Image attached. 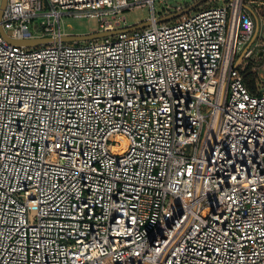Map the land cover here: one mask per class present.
I'll list each match as a JSON object with an SVG mask.
<instances>
[{
    "label": "built area",
    "instance_id": "built-area-1",
    "mask_svg": "<svg viewBox=\"0 0 264 264\" xmlns=\"http://www.w3.org/2000/svg\"><path fill=\"white\" fill-rule=\"evenodd\" d=\"M171 1L0 0V264H264V0Z\"/></svg>",
    "mask_w": 264,
    "mask_h": 264
},
{
    "label": "rangeland",
    "instance_id": "rangeland-1",
    "mask_svg": "<svg viewBox=\"0 0 264 264\" xmlns=\"http://www.w3.org/2000/svg\"><path fill=\"white\" fill-rule=\"evenodd\" d=\"M176 1L183 2L184 5L188 3V5L193 3V0H172L171 3ZM225 0H208L202 6H210V5H217V4H225ZM157 11L163 12V6L161 3L157 2ZM175 10V9H174ZM173 10V11H174ZM196 9H193L192 12H195ZM151 14V10L148 6H141L135 7L132 10L126 11V17L128 21V25L132 26L138 24L144 20H146ZM63 25L64 29L69 34H87L91 33L99 27V22L96 18L92 17H72L65 15L63 17ZM261 30L264 28L259 29V33L257 34L256 38L254 39L250 48H254L255 52H257V43L264 42V33H260ZM241 56V53L237 55V58ZM255 58V53L252 55V59L250 60L248 67H250V72L246 75V78L249 79L252 83L255 84L257 89L264 90V67L263 63L259 61L253 60ZM248 69V68H247ZM248 70H246L247 72Z\"/></svg>",
    "mask_w": 264,
    "mask_h": 264
},
{
    "label": "water",
    "instance_id": "water-1",
    "mask_svg": "<svg viewBox=\"0 0 264 264\" xmlns=\"http://www.w3.org/2000/svg\"><path fill=\"white\" fill-rule=\"evenodd\" d=\"M7 0H2V8H4L5 4H6ZM206 1L208 0H198L197 2L189 5L186 8L174 11L168 15H165L163 17H160L157 19V22H164V21H169L172 19H175L177 17H180L181 15L188 13L190 11H192L193 9H196L197 7H200L202 4H204ZM180 2H175L173 3V8L176 9L180 6ZM1 14V13H0ZM151 24V21H143L141 23L135 24L131 27L125 28V29H121V30H115V31H104V32H96V33H88V34H75V35H68V36H64L61 38L62 41H86V40H90V39H94V38H100L103 36H107L110 34H115L118 32H131L134 30H139L142 28H145L147 26H149ZM257 35V30L255 33V36L253 38V40L247 45V47L245 48L244 52L242 55H244L248 49L250 48V46L252 45L255 37ZM7 36V34H6ZM13 43L18 44V45H24V46H37L43 43H47V42H51L54 41L53 38H35V39H29V40H11Z\"/></svg>",
    "mask_w": 264,
    "mask_h": 264
},
{
    "label": "trees",
    "instance_id": "trees-1",
    "mask_svg": "<svg viewBox=\"0 0 264 264\" xmlns=\"http://www.w3.org/2000/svg\"><path fill=\"white\" fill-rule=\"evenodd\" d=\"M247 68H248V69H247ZM247 68L243 71L244 76H245V81H246V83H247L248 88H249L252 92H256V91H257V88H256L255 84L252 83L251 81H249L248 78H246V75L248 74V72L251 71V70H250V67H247ZM246 70H248V71L246 72Z\"/></svg>",
    "mask_w": 264,
    "mask_h": 264
},
{
    "label": "bare ground",
    "instance_id": "bare-ground-1",
    "mask_svg": "<svg viewBox=\"0 0 264 264\" xmlns=\"http://www.w3.org/2000/svg\"><path fill=\"white\" fill-rule=\"evenodd\" d=\"M123 137L122 136H120V139H122Z\"/></svg>",
    "mask_w": 264,
    "mask_h": 264
},
{
    "label": "flooded vegetation",
    "instance_id": "flooded-vegetation-1",
    "mask_svg": "<svg viewBox=\"0 0 264 264\" xmlns=\"http://www.w3.org/2000/svg\"><path fill=\"white\" fill-rule=\"evenodd\" d=\"M201 6H202V5H201ZM197 8H199V7H197ZM197 8H196V9H197Z\"/></svg>",
    "mask_w": 264,
    "mask_h": 264
}]
</instances>
